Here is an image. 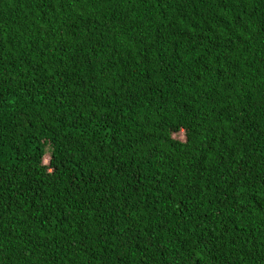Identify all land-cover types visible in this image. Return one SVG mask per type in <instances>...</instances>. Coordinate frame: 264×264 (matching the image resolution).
<instances>
[{"label":"trees","instance_id":"trees-1","mask_svg":"<svg viewBox=\"0 0 264 264\" xmlns=\"http://www.w3.org/2000/svg\"><path fill=\"white\" fill-rule=\"evenodd\" d=\"M0 264H264V0H0Z\"/></svg>","mask_w":264,"mask_h":264}]
</instances>
